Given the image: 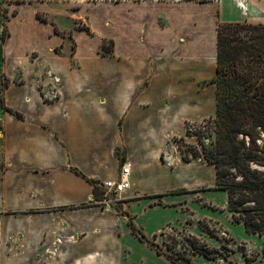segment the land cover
<instances>
[{
  "label": "crops",
  "instance_id": "0c3cea01",
  "mask_svg": "<svg viewBox=\"0 0 264 264\" xmlns=\"http://www.w3.org/2000/svg\"><path fill=\"white\" fill-rule=\"evenodd\" d=\"M245 22L264 0H0V264H122V218L87 180L117 179L120 156L143 207L192 172L214 188V165L161 157L175 114V136L215 116L217 29Z\"/></svg>",
  "mask_w": 264,
  "mask_h": 264
},
{
  "label": "trees",
  "instance_id": "16d2710c",
  "mask_svg": "<svg viewBox=\"0 0 264 264\" xmlns=\"http://www.w3.org/2000/svg\"><path fill=\"white\" fill-rule=\"evenodd\" d=\"M5 38V33H3ZM105 52H110L104 47ZM216 85V114L211 118L217 141L208 149L203 146L206 161L215 166L216 187L203 191L227 192L228 211L236 223L243 224L246 231L264 235V24L227 23L217 29V68L211 80ZM8 85L0 84V104L5 111H12L3 105V93ZM18 116H21L17 113ZM188 126L186 127V129ZM186 136H190L187 131ZM184 138L180 140L183 141ZM261 141V145L258 144ZM182 160L190 163L201 157L200 151L188 156L178 140ZM191 149L189 146H185ZM119 155V150H117ZM123 165L125 157L120 156ZM163 158V155H162ZM77 174L87 179L78 170ZM97 188L99 184L87 179ZM162 197L155 196L153 198ZM95 201L97 199L95 198ZM120 212L121 209H119ZM124 214V213H123ZM127 217V215L124 214ZM128 226L134 236L159 256H165L174 264H193L190 257L173 259L165 255L159 245L150 241L133 223ZM198 242V241H197ZM195 252L209 260H216L215 249L203 244L192 246ZM247 264L253 259L247 257Z\"/></svg>",
  "mask_w": 264,
  "mask_h": 264
},
{
  "label": "rangeland",
  "instance_id": "374dc122",
  "mask_svg": "<svg viewBox=\"0 0 264 264\" xmlns=\"http://www.w3.org/2000/svg\"><path fill=\"white\" fill-rule=\"evenodd\" d=\"M104 47L111 48L112 44L106 42ZM20 65L25 72L26 65L22 62ZM16 67H8L7 72L15 74ZM28 79L29 77L26 76L27 83H29ZM15 82H20L19 77H16ZM0 84L2 87L9 85L7 81H2ZM187 113V111H182L179 115L175 114L173 134L176 135L182 131L183 117ZM214 117L186 120L185 128L189 125H196V129L189 137L173 135L170 144L164 148L161 161L171 167L175 166V159L182 156L178 149V143H176L178 140L184 146L183 150L188 156H191L196 148L200 151L201 157L193 159L192 165L209 164L204 157V148L198 137L208 149L215 145L217 135L212 120H210ZM181 138H184L183 141L180 140ZM185 146H189L191 149ZM191 174L189 178L192 180H188L186 185L168 193L169 196L166 198L168 202L165 203L162 197L148 198L146 207L140 203L139 199H142L143 196L139 194L129 199L126 198V195H123L121 199L109 197L107 198L108 203H101L105 196L104 191L99 188L96 196L94 195V198L97 199L95 205L104 210L115 211L124 219H120L122 221L120 222L121 231L117 233L126 247L122 264H174L165 256H159L156 249H152L142 243L137 236H134L127 226L129 219L133 220L137 229L150 241L159 245L162 253L173 259L190 257L193 264H247L246 258L249 257L253 259L251 264H264V235L248 233L243 224L235 222L232 213L228 211L227 192H208L201 188H194V182H207L211 176L204 178L202 175ZM216 182L206 185H215L214 187H216ZM127 230L128 234H126ZM82 236L70 237L71 242L75 243ZM194 244L199 247L207 244L208 247L215 249L216 252L212 254L216 255V260H209L195 252L192 247ZM42 264L51 263L44 261Z\"/></svg>",
  "mask_w": 264,
  "mask_h": 264
},
{
  "label": "built area",
  "instance_id": "2783aa9c",
  "mask_svg": "<svg viewBox=\"0 0 264 264\" xmlns=\"http://www.w3.org/2000/svg\"><path fill=\"white\" fill-rule=\"evenodd\" d=\"M195 129L196 125H189L186 129V133L189 131L191 134ZM258 144L261 145V141H258ZM131 173V165L125 162L119 169L117 179L100 182L99 187L104 191L105 196L101 203H108L107 198L109 197L121 199L123 194L132 188Z\"/></svg>",
  "mask_w": 264,
  "mask_h": 264
}]
</instances>
